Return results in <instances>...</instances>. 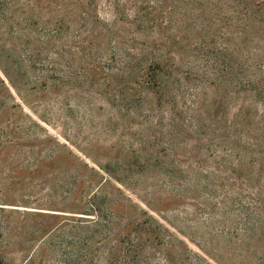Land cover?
Listing matches in <instances>:
<instances>
[{
  "label": "rangeland",
  "instance_id": "1",
  "mask_svg": "<svg viewBox=\"0 0 264 264\" xmlns=\"http://www.w3.org/2000/svg\"><path fill=\"white\" fill-rule=\"evenodd\" d=\"M0 264H264V0H0Z\"/></svg>",
  "mask_w": 264,
  "mask_h": 264
}]
</instances>
